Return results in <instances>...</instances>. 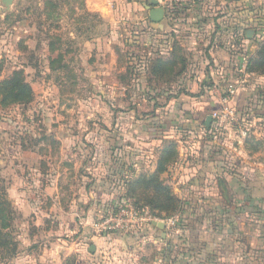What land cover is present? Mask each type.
Wrapping results in <instances>:
<instances>
[{"label":"rangeland","instance_id":"374dc122","mask_svg":"<svg viewBox=\"0 0 264 264\" xmlns=\"http://www.w3.org/2000/svg\"><path fill=\"white\" fill-rule=\"evenodd\" d=\"M202 2L0 0V83L20 72L34 92L31 103L0 105V195L11 203L7 234L16 245L0 253V264H140L144 258L149 264H193L200 256L193 241L202 236L194 230L202 215L191 214L190 197L202 194L198 182L205 178L202 165L195 175L192 170L202 161L200 142L213 140L214 127L173 118L174 108L182 113L185 107L180 100L203 92L185 86L204 68L188 71L185 48L178 45L196 28L169 23L179 32L171 42L185 64L153 75L159 60L173 58L162 53L170 44L150 13L160 9L198 20L208 13ZM226 27L236 35L233 24ZM241 32L239 45L229 37L220 43L237 53L235 69L225 73L227 82L241 83L238 92L252 87L254 75L242 70L259 44L255 30ZM256 75L264 77V69ZM203 89L213 98L214 83ZM211 103L207 116L214 113ZM159 121L168 128L161 131ZM159 184L180 204L173 207ZM134 202L159 219L177 221L123 233L97 227L116 206ZM180 228L190 242L185 234L187 242L173 239Z\"/></svg>","mask_w":264,"mask_h":264},{"label":"crops","instance_id":"0c3cea01","mask_svg":"<svg viewBox=\"0 0 264 264\" xmlns=\"http://www.w3.org/2000/svg\"><path fill=\"white\" fill-rule=\"evenodd\" d=\"M204 1L206 2H202V5L205 10L208 9L205 18L200 16L196 20L190 18L189 14H186V17L164 15L163 20L157 23L163 25L164 35L167 36L166 42L170 44L162 53L170 56V48L174 45L171 41H175V36L179 37V32L176 28L174 31L171 30L169 23L192 24L196 29L202 27V30L194 29L189 32L190 36L184 35L182 43L178 44L179 47L185 48L188 71H193V66L199 67V70L204 68L203 73L197 71L200 76H196V81L189 79L185 83V86L203 90L199 93L201 95L180 100L185 103L182 113L191 112L192 116L189 117L190 114L183 116L180 110L174 108V119L182 120L186 117L187 120L192 119L194 125L199 121L206 124L210 115H205L204 109L210 101L212 111L220 109L217 95L213 92V98L209 99L212 94L204 92L203 88L208 83H214V86L230 83L226 81L230 77L226 73L230 74L235 69L233 61L238 57L235 56L237 54L235 50L232 51L234 46H227V43H224L223 49L220 47L221 41L229 37L231 38L229 42L236 45L242 43L244 38L241 31L244 30L240 27L241 11L245 8L260 9L264 6V0ZM226 23L233 24L235 36L233 31L226 27ZM257 34L255 36L259 39L256 41H263L264 32ZM203 39L204 42L208 40V45L205 43L204 48L200 45ZM186 42L188 44L185 45ZM193 43L195 45H191ZM193 59H198V62H193ZM253 75L251 79L253 83L250 82L252 87L237 92L231 103V107L237 112L238 120L226 126L221 143L206 140L205 146L203 142H200V149L198 146L202 161L198 160L192 174L195 175V167L198 166L200 169L202 165L201 174L205 182H198L204 185L202 194L195 193L190 197L194 206V209L190 210L191 214L202 215L201 223L197 224L199 227L194 229L202 236L197 238L195 234L196 241H193L195 244L193 247H197L201 254L193 264H264V77ZM255 85H260L261 90H256ZM158 124L161 131L167 127L166 123ZM149 134L152 135L150 130ZM142 135L147 136L146 133ZM185 231L186 229L180 228L177 234L172 233L178 244L182 243L181 240L187 242L183 238L184 234L189 236L190 242L191 235ZM160 233L164 232L160 230ZM148 260L144 258L140 264H149ZM156 262L159 263L158 259Z\"/></svg>","mask_w":264,"mask_h":264},{"label":"trees","instance_id":"16d2710c","mask_svg":"<svg viewBox=\"0 0 264 264\" xmlns=\"http://www.w3.org/2000/svg\"><path fill=\"white\" fill-rule=\"evenodd\" d=\"M242 20L240 27L244 30H255L257 33L264 32V6L260 9L245 8L241 11ZM258 47L254 52V56L249 59L247 62L246 71L253 74H260L264 69V40L258 42ZM171 57L173 60L164 61L159 60L158 67L151 69L150 73L153 75L158 74L159 70L162 72H171L176 69L177 64H185V60H182L180 55V48H177L176 44L171 47ZM161 61V62H160ZM34 100V92L31 86L25 81L24 76L20 72H16L12 78L5 80L0 83V105L1 106H11V105H20L31 103ZM165 157L167 156L164 154ZM169 160V159H168ZM166 162V161H165ZM159 171H163V165H159ZM156 178V177H153ZM152 180H148L147 184L151 183ZM160 191L166 192L168 199L171 200L172 206L180 204V200L171 192L170 188L167 186L158 187ZM6 195H0V217L3 218V222L0 223V253L3 250L10 251V248H16V245L11 242V236L7 234L8 229L7 220L9 218V213L11 209V203L5 201ZM135 205L140 209H149L153 213L151 208H145L137 202H134ZM154 214V213H153ZM9 222V221H8ZM2 232V233H1ZM4 233V234H3Z\"/></svg>","mask_w":264,"mask_h":264},{"label":"built area","instance_id":"2783aa9c","mask_svg":"<svg viewBox=\"0 0 264 264\" xmlns=\"http://www.w3.org/2000/svg\"><path fill=\"white\" fill-rule=\"evenodd\" d=\"M175 4L190 3L195 0H168ZM247 65H244L243 72H246ZM239 81L227 83L224 86H214V93L218 97L220 109L215 111L212 115L213 127L212 139L218 141L226 129L228 124L237 122V112L231 107V103L235 98L239 87ZM104 222L99 226L103 230L110 232H129L135 229H144L147 227L158 226L164 224L172 227L176 223V219L162 220L155 216L149 209H140L134 204H122L116 206L114 210L109 211L108 215L104 216Z\"/></svg>","mask_w":264,"mask_h":264},{"label":"water","instance_id":"95a60500","mask_svg":"<svg viewBox=\"0 0 264 264\" xmlns=\"http://www.w3.org/2000/svg\"><path fill=\"white\" fill-rule=\"evenodd\" d=\"M6 1L9 2L8 4H10L12 2V0H6ZM154 4L157 5L158 2L155 1ZM164 15H165L164 11L158 9V10H154L150 13V18L153 22L159 23L163 20ZM211 123H212V116H209L207 121H206L207 128H210ZM160 226H162V225H160Z\"/></svg>","mask_w":264,"mask_h":264}]
</instances>
